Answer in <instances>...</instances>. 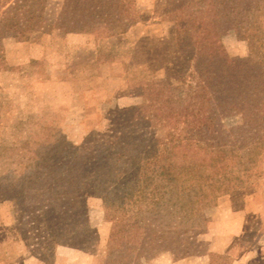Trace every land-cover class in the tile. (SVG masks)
Instances as JSON below:
<instances>
[{
  "label": "rangeland",
  "instance_id": "rangeland-1",
  "mask_svg": "<svg viewBox=\"0 0 264 264\" xmlns=\"http://www.w3.org/2000/svg\"><path fill=\"white\" fill-rule=\"evenodd\" d=\"M16 2L0 0V18ZM178 4L179 0H47L43 8L33 10L28 42L16 43L6 35L9 31L1 35L6 67L0 88L11 100L7 116H17V108L23 114L37 112L49 128L47 133L62 135L74 147L73 166L105 163L117 148L146 137L183 135L182 125L174 131L143 120L155 106L169 109L172 95L166 89V104L151 106L145 92L136 90L143 77L139 67L126 75L132 54L108 63L97 60L102 45L129 42L137 55L148 49L152 55L139 63H148L157 80L168 87L174 77V72H167L170 64L175 69L180 63L174 39L177 21L184 17L175 24L163 20L169 18L167 8L174 10ZM89 6L95 14L91 26L69 24L58 30L52 24L64 8ZM241 18L235 8L219 28L217 41L228 58L255 57L253 25ZM155 53H164V59L158 54L153 58ZM192 63L188 72L195 73L196 58ZM251 108L235 110L221 120L219 135L210 139L211 144L231 148L227 163L234 170L246 165L247 182L201 213L203 228L185 230L171 246L148 234L131 235L125 221H105L100 198L82 200L78 212H27L23 195L15 194L0 201V264H232L251 253L264 257V100L259 114ZM248 151L258 155L251 159ZM223 243L231 248L219 254L217 248Z\"/></svg>",
  "mask_w": 264,
  "mask_h": 264
},
{
  "label": "trees",
  "instance_id": "trees-1",
  "mask_svg": "<svg viewBox=\"0 0 264 264\" xmlns=\"http://www.w3.org/2000/svg\"><path fill=\"white\" fill-rule=\"evenodd\" d=\"M46 1L23 0L19 5L17 0L3 11L0 74L6 67L3 30L9 31L6 35L12 36L16 43L28 42L34 28L33 10L43 8ZM179 1L185 3L184 7L178 4L175 6L178 9H173L180 15L167 8L169 18L163 20L175 24L184 17L177 21L179 29L174 39L180 63L175 69L170 64L167 72H174L176 78L172 77L168 87L157 80L148 63H139L152 55L148 49L137 55L135 46L129 42L124 41L119 47L102 45L97 60L108 63L132 54L126 75L129 77L133 69L140 68L138 74L143 77L138 80L136 90L145 92L151 106L166 104L163 101L167 99L166 89L172 95L168 99L169 109L163 111L155 106L143 120L174 131L182 125L186 133L179 137L173 133L146 137L117 148V153L105 163L73 166L74 147L62 135L47 133L49 128L39 120L37 112L23 114L17 108V116H7L11 100L0 88V201L20 194L27 212L43 209L78 212L82 200L100 198L105 221H125L131 235L148 234L174 246L185 230L203 228L204 210L216 207L241 190L247 182L246 165L234 170L227 163L231 148L211 144L210 139L219 135L221 120L232 116L235 110L244 112L252 107L257 114L262 111L264 0ZM235 8L239 9L242 22L253 25L255 57L228 58L217 41L221 24ZM93 19L95 14L90 6L64 8L55 28L61 30L69 24L91 26ZM156 54L164 59V53H155L153 58ZM195 58L193 67L197 71L188 72ZM247 155L254 159L258 154L248 151Z\"/></svg>",
  "mask_w": 264,
  "mask_h": 264
},
{
  "label": "crops",
  "instance_id": "crops-1",
  "mask_svg": "<svg viewBox=\"0 0 264 264\" xmlns=\"http://www.w3.org/2000/svg\"><path fill=\"white\" fill-rule=\"evenodd\" d=\"M59 16V13L55 14V17L53 18L52 24L54 25L57 21V18ZM235 240V239H234ZM229 248H231L230 245L224 244L223 245H219V248H217V252L220 253H225L226 250H229ZM223 251V252H221ZM216 252V250H215ZM200 255H197V257H195V260L197 262H200V260H202V257H199ZM205 259H203L204 261ZM246 261L247 264H264V257H258L256 255H251L249 257H247V259H241V260H233L232 264H240L241 262Z\"/></svg>",
  "mask_w": 264,
  "mask_h": 264
}]
</instances>
